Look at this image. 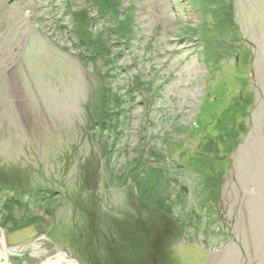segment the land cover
Segmentation results:
<instances>
[{"label":"rangeland","instance_id":"rangeland-1","mask_svg":"<svg viewBox=\"0 0 264 264\" xmlns=\"http://www.w3.org/2000/svg\"><path fill=\"white\" fill-rule=\"evenodd\" d=\"M0 228L10 264H264V0H0Z\"/></svg>","mask_w":264,"mask_h":264},{"label":"trees","instance_id":"trees-1","mask_svg":"<svg viewBox=\"0 0 264 264\" xmlns=\"http://www.w3.org/2000/svg\"><path fill=\"white\" fill-rule=\"evenodd\" d=\"M108 14H111L109 12L102 14L103 18H105V16H107ZM114 18H116L115 16H113ZM196 36V34H195ZM97 121H99V119H97ZM100 123V122H97ZM117 127V124H115ZM26 196V197H25ZM41 192H37V193H25L24 195L18 194V198H9L7 199V201H5L2 205V207H6V212H7V216H10L9 213L12 214V212L15 211V215L19 214H24V215H28V213L30 212V208L36 205H40V202H44L45 199L44 198H40ZM43 197V196H42ZM155 199V197H154ZM18 211V212H17ZM9 212V213H8Z\"/></svg>","mask_w":264,"mask_h":264},{"label":"water","instance_id":"water-1","mask_svg":"<svg viewBox=\"0 0 264 264\" xmlns=\"http://www.w3.org/2000/svg\"><path fill=\"white\" fill-rule=\"evenodd\" d=\"M0 232L2 233L1 242H2L3 253H4V256L1 259L5 261V264H10L9 257H13L19 254L14 253L11 249L7 247L6 239L4 236V231L1 228H0Z\"/></svg>","mask_w":264,"mask_h":264},{"label":"bare ground","instance_id":"bare-ground-1","mask_svg":"<svg viewBox=\"0 0 264 264\" xmlns=\"http://www.w3.org/2000/svg\"><path fill=\"white\" fill-rule=\"evenodd\" d=\"M238 112V111H237ZM232 113V112H231ZM231 121V120H230ZM224 125V124H223ZM225 126V125H224ZM223 126V128H224ZM226 127V126H225ZM223 130V129H222ZM2 237V234H0V238ZM2 243V242H1ZM0 243V244H1ZM4 256V253H3V248L2 246L0 245V260L2 261V257ZM63 257L60 258V260H56L55 262H53L54 260L48 262L47 264H71V260L68 256L66 255H62Z\"/></svg>","mask_w":264,"mask_h":264}]
</instances>
